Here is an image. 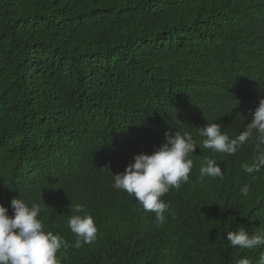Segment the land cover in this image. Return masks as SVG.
I'll return each instance as SVG.
<instances>
[{
    "label": "trees",
    "instance_id": "trees-1",
    "mask_svg": "<svg viewBox=\"0 0 264 264\" xmlns=\"http://www.w3.org/2000/svg\"><path fill=\"white\" fill-rule=\"evenodd\" d=\"M261 99L264 0H0V191L40 203L46 230L70 243L76 204L98 226L62 264H255L264 246L227 241L264 224V169L241 167L254 142L235 155L197 146L159 227L112 185L166 133L202 146L199 128L216 123L238 136ZM205 159L223 180L201 183Z\"/></svg>",
    "mask_w": 264,
    "mask_h": 264
},
{
    "label": "clouds",
    "instance_id": "clouds-1",
    "mask_svg": "<svg viewBox=\"0 0 264 264\" xmlns=\"http://www.w3.org/2000/svg\"><path fill=\"white\" fill-rule=\"evenodd\" d=\"M199 135L205 138L202 146L198 145L190 132L166 133L165 142L155 147L152 154H136L134 162L129 163L124 172L112 174V187L134 197L145 212L154 213L155 223L159 227L166 223L167 216L175 214L170 202H165L162 197L171 189L179 190L190 183L193 169L191 156L197 146L235 155L242 146L254 142L252 163H243L241 167L248 174L260 172L264 169V99L259 101L251 114V122L238 136L230 138L216 123L199 128ZM199 172L201 183L205 177L224 179V172L215 159H205ZM240 193L247 197L250 186L242 187ZM86 207L85 204H76L72 210L77 214L67 220V227L76 237L73 244L59 233L46 230L41 217L44 208L40 203H29L0 191V264H62L70 247L80 249L85 244H93L98 239V226L94 217L85 211ZM227 241L234 248H260L264 246V224L251 234L244 227L228 231ZM237 264L254 262L245 256ZM255 264H264V252L259 254Z\"/></svg>",
    "mask_w": 264,
    "mask_h": 264
}]
</instances>
